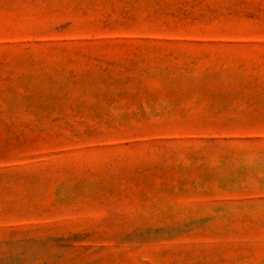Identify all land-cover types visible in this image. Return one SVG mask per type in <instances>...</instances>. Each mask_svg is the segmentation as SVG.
Returning <instances> with one entry per match:
<instances>
[{"label":"rangeland","instance_id":"1","mask_svg":"<svg viewBox=\"0 0 264 264\" xmlns=\"http://www.w3.org/2000/svg\"><path fill=\"white\" fill-rule=\"evenodd\" d=\"M0 264H264V0H0Z\"/></svg>","mask_w":264,"mask_h":264}]
</instances>
